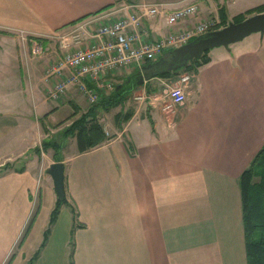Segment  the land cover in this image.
<instances>
[{
    "label": "crops",
    "instance_id": "1",
    "mask_svg": "<svg viewBox=\"0 0 264 264\" xmlns=\"http://www.w3.org/2000/svg\"><path fill=\"white\" fill-rule=\"evenodd\" d=\"M126 2L196 3L195 14L175 23L143 16L141 39L151 40L200 20L217 23L220 7L231 19L264 0H0V168L10 163L0 171V264L9 257L8 264H27L38 248L57 198L47 172L53 150L40 143L89 106L75 82L49 102L57 75L47 76L45 68L66 49L56 35L103 12L112 11L108 19L126 14L132 10L121 7ZM93 40L85 35L69 48ZM34 42L41 53L31 52ZM208 55L185 71V83L179 73L143 76L121 104L132 114L121 126L108 123L111 135L102 125L107 136L98 145L79 152L75 140L65 150V139L60 161L68 202L33 264H246L238 178L264 142V32L212 47ZM141 65L83 80L107 93ZM172 85L184 88L180 103L169 95ZM64 102L75 113L54 124ZM96 112L100 118L105 111Z\"/></svg>",
    "mask_w": 264,
    "mask_h": 264
},
{
    "label": "built area",
    "instance_id": "2",
    "mask_svg": "<svg viewBox=\"0 0 264 264\" xmlns=\"http://www.w3.org/2000/svg\"><path fill=\"white\" fill-rule=\"evenodd\" d=\"M121 7L132 8L126 14L108 19L112 11L100 13L90 17L85 22L77 24L74 28L56 35L60 47L66 48L55 60L47 64V76L56 74L51 87L47 91L50 99H57L66 90L68 83L75 82L81 93L86 96L89 103L98 99L99 91L96 86H88L83 77L98 81V78L107 70L117 66L130 64L141 65L144 61H152L163 54L164 51L185 43L192 37L212 29L216 22L204 19L193 26L151 40H142L141 24L143 16L163 15L168 23H175L197 11V5L189 2L170 8L165 3H124ZM88 25L90 29L88 30ZM85 35L94 37L93 42L86 46H73L80 44ZM43 51L42 44L34 42L31 52L39 54ZM75 69L63 75V68ZM190 79L187 72L180 73L178 80L182 83ZM102 89H110V82H97ZM102 91V90H101ZM169 95L174 103L184 99V88L181 85H172Z\"/></svg>",
    "mask_w": 264,
    "mask_h": 264
},
{
    "label": "trees",
    "instance_id": "3",
    "mask_svg": "<svg viewBox=\"0 0 264 264\" xmlns=\"http://www.w3.org/2000/svg\"><path fill=\"white\" fill-rule=\"evenodd\" d=\"M261 11H264V2L240 11L234 14L231 19H228L225 15L224 9L220 7L218 11L220 20L215 24V28H219L227 24V22L230 20L240 21L252 13ZM208 51L209 49L205 50L199 57L191 58L183 66H179L168 71L164 70L163 65L155 64V60L144 61L141 65V70L131 73L120 83L115 84L113 88L111 87L112 89L107 93L98 90V99L95 102L90 103L83 113L67 124L60 137L42 140L40 143L41 148H52L53 160L60 161L62 157L61 149L65 143V139L68 136H75L76 146L79 152H83L93 146L98 145L106 138L107 135L103 129V126L99 122V116L96 112L97 108L107 110L111 107L121 105L123 101L130 96L132 91L139 86L143 76H169L183 71L195 69L197 66L209 60ZM168 53L169 51L163 56L168 57ZM88 86L91 85L88 84ZM74 113L75 111H73L71 115H74ZM131 114L132 110L130 108H126L124 110L119 109L114 113L113 116L115 124L117 126H121V124L126 121ZM8 167H10V163H5L0 168V171ZM238 182L242 203V225L246 252V264H264V142L254 154L249 164L241 171ZM67 202L68 201L66 199L65 193L62 198H56L54 206L51 209L49 215L48 224L43 231L41 242L38 248L29 258L27 264H33L41 248L45 245L48 239L51 226L58 216L61 205ZM70 209L72 212V219L75 222L77 218V210L72 204H70ZM37 210L38 208L36 207L32 211V214L30 215V218L27 222V229L34 220ZM70 241L71 258L73 252V243L72 240ZM10 259L11 257L7 259L5 264H8Z\"/></svg>",
    "mask_w": 264,
    "mask_h": 264
},
{
    "label": "water",
    "instance_id": "4",
    "mask_svg": "<svg viewBox=\"0 0 264 264\" xmlns=\"http://www.w3.org/2000/svg\"><path fill=\"white\" fill-rule=\"evenodd\" d=\"M252 32H264V11L252 13L240 21H228L227 24L208 30L193 39L172 48L168 57H160L155 64L164 66V70H173L186 64L191 58L199 57L205 50L215 46H227L241 40ZM47 172L51 175L57 198L64 196V173L62 161H53Z\"/></svg>",
    "mask_w": 264,
    "mask_h": 264
},
{
    "label": "rangeland",
    "instance_id": "5",
    "mask_svg": "<svg viewBox=\"0 0 264 264\" xmlns=\"http://www.w3.org/2000/svg\"><path fill=\"white\" fill-rule=\"evenodd\" d=\"M58 45H59V42H58ZM85 100H86V96L83 94ZM54 101H58V99H50L49 102L50 104H54L55 102ZM87 101V100H86ZM86 105H89V102L87 101L86 102ZM119 109L122 110V105H117V106H114V107H111L107 110H104L105 112H103V115L99 118L100 119V123L101 125H103L105 127V131L108 130V123L111 124L112 121H114V113L117 112ZM126 109V108H123V110ZM71 106L68 104V102H64L63 105H60L57 112L55 113V116L57 117V120H61V121H58L57 123H54V124H58L59 122H62L64 120H67L68 118H70L71 116ZM73 120V119H72ZM61 131V130H60ZM60 131H57L56 132V135H51L49 136V138H58L59 136H61V132ZM109 135H111V133L109 132V130L107 131ZM75 137L72 139L71 136H68L67 139H66V142H67V146L65 148V150L67 148H70L71 145H72V142L73 144L75 143Z\"/></svg>",
    "mask_w": 264,
    "mask_h": 264
}]
</instances>
